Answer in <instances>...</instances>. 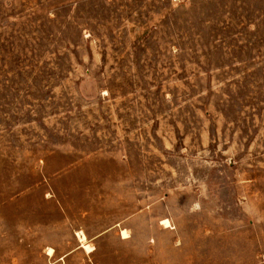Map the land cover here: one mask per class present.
I'll return each mask as SVG.
<instances>
[{
    "label": "rangeland",
    "instance_id": "374dc122",
    "mask_svg": "<svg viewBox=\"0 0 264 264\" xmlns=\"http://www.w3.org/2000/svg\"><path fill=\"white\" fill-rule=\"evenodd\" d=\"M0 264H264V0H0Z\"/></svg>",
    "mask_w": 264,
    "mask_h": 264
},
{
    "label": "bare ground",
    "instance_id": "6f19581e",
    "mask_svg": "<svg viewBox=\"0 0 264 264\" xmlns=\"http://www.w3.org/2000/svg\"><path fill=\"white\" fill-rule=\"evenodd\" d=\"M123 236H125V233H124V231H123V234H122ZM79 236H80V238H82L83 239V237H84V235L82 234V232L79 234ZM87 246V247H86ZM85 247L88 249V250H91L92 249V247H90L89 245H86ZM52 252H53V250H52V248H48V254H52Z\"/></svg>",
    "mask_w": 264,
    "mask_h": 264
}]
</instances>
